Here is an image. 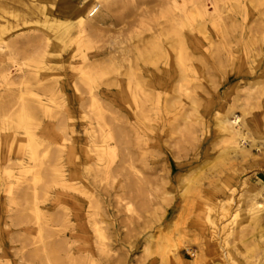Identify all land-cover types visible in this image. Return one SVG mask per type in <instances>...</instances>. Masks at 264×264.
<instances>
[{"label":"rangeland","instance_id":"rangeland-1","mask_svg":"<svg viewBox=\"0 0 264 264\" xmlns=\"http://www.w3.org/2000/svg\"><path fill=\"white\" fill-rule=\"evenodd\" d=\"M31 1L0 0V264H264V0H86L114 4L85 34L82 0Z\"/></svg>","mask_w":264,"mask_h":264},{"label":"bare ground","instance_id":"bare-ground-1","mask_svg":"<svg viewBox=\"0 0 264 264\" xmlns=\"http://www.w3.org/2000/svg\"><path fill=\"white\" fill-rule=\"evenodd\" d=\"M28 1H30V0H28ZM37 1V0H36ZM72 1V3H74V0H71ZM85 1L86 0H82L81 1V4H78L77 6H72L71 7V9L69 10V12H67V14H71L72 15V17H70V18H74L75 19V21H76V19H77V23H79L80 24V22L78 21V19L80 18V20H82V19H84V18H82V13H84V12H86V10H88V12H90V11H93L94 9V13L91 15V12L89 13L90 14V16H91V18H92V25H90V26H88V28H86V27H81V26H79V25H75V28L79 31V32H81V33H83V34H85L86 32H94V26H95V29H97V28H99V27H96V26H100L101 28L103 27V26H105V25H107V22L108 21H110L111 20V17L109 16L110 15V13H111V10H112V5L114 4V2H112L113 4L111 5L110 4V2L108 1L107 3H109L110 5L108 6H106V8H103V6L105 7V5L104 4H100L99 3V7L97 6V5H94V4H87V3H85ZM97 1V0H96ZM95 1V2H96ZM100 1V0H99ZM134 1V3L135 2H141V1H144V0H132V2ZM32 2V1H31ZM31 2H29V4L31 3ZM34 2V1H33ZM31 3L33 6H35L36 8H38L39 7V9H41L40 11H44V9H45V7L47 6V5H51V3L50 2H48L47 0H40V1H37V3L36 4H34V3ZM101 2V1H100ZM105 2V1H104ZM261 2H262V0H261ZM260 1H256V0H254V1H251V3L249 4L250 6H257V7H259L258 5L261 3ZM22 3V2H21ZM248 3V2H247ZM16 4H18V3H16ZM22 4H24V3H22ZM31 4H30V6H31ZM121 4V3H120ZM75 5V4H74ZM233 5V4H232ZM236 5H238V4H236ZM260 5H264V3H262V4H260ZM100 6H102V7H100ZM32 7V6H31ZM252 8V7H251ZM0 9L2 10V11H5V9H4V7H2L1 6V4H0ZM7 10V9H6ZM105 10V15H101L102 13H103V11ZM136 10V9H135ZM41 12V13H42ZM58 12H59V10H58ZM115 12H117V11H115ZM134 12V11H133ZM44 13V12H43ZM42 13V14H43ZM48 14H44V19H43V22L45 23L44 25H45V27H48V28H59V27H62V32L61 33H59V35L58 36H56V37H58V38H60L59 36H61L63 33H66L67 31H68V33L70 32L69 31V29L71 28V26H72V24H71V22H68L67 20L65 21V19L63 18V19H61V17L60 16H58V17H55L53 14H52V11L51 12H47ZM62 13V12H61ZM112 13H114V12H112ZM201 13H203L202 11H201ZM243 13V12H242ZM8 14V13H7ZM63 14V13H62ZM66 14V13H65ZM119 14V16H120V13H118ZM88 15V14H87ZM64 17V16H63ZM88 17H89V15H88ZM87 17V18H88ZM112 17H113V15H112ZM82 18V19H81ZM128 19V18H127ZM126 20V19H125ZM6 21V20H5ZM74 21V20H73ZM91 22H89L88 24H90ZM99 25H98V24ZM6 24V23H5ZM84 26L86 25V24H83ZM109 27V26H108ZM107 27V28H108ZM0 29H1V26H0ZM74 29V28H73ZM164 30V29H163ZM97 31V30H96ZM80 33V34H81ZM161 33V32H160ZM70 34V33H69ZM64 35V34H63ZM62 35V36H63ZM78 35V34H77ZM81 36V35H80ZM89 36V35H88ZM160 36V35H159ZM83 38V37H82ZM240 38V37H239ZM260 38V37H259ZM36 39V38H35ZM49 39V38H48ZM47 39V40H48ZM26 40V39H25ZM143 40V39H142ZM142 40L140 41L141 43H142ZM44 41V40H43ZM76 41V40H75ZM84 41V40H83ZM11 42V41H10ZM27 42V41H26ZM30 42V41H29ZM28 42V43H29ZM15 42H13V44H14ZM156 43V42H155ZM161 43V42H160ZM159 43V44H160ZM8 43H6V45H7ZM27 44V43H26ZM190 44V43H189ZM211 44V43H210ZM12 45V44H11ZM140 45V44H139ZM142 45H145L144 43H142ZM191 45V44H190ZM14 46V45H13ZM6 47V46H5ZM137 47V46H136ZM136 47H134V50H136L135 52H136V54H138L139 53V49L137 50V48ZM140 48V47H139ZM149 48V47H148ZM175 48V47H174ZM96 49V48H95ZM205 49V48H204ZM78 50H80V48H78ZM124 50V49H123ZM126 50V49H125ZM157 50H159V52H161V54L162 55H164L165 57H166V55H167V49H166V47L165 46H160L159 47V49H157ZM172 50V49H171ZM174 50V49H173ZM173 50H172V52H173ZM129 51H131L130 49H129ZM128 51V52H129ZM154 51V50H153ZM178 52L180 51V50H177ZM183 51V50H182ZM128 52L126 51V53H127V56L126 57H128ZM181 52V51H180ZM5 53V50H4V48L3 47H0V55H3ZM123 53V52H122ZM108 54V53H107ZM121 54V53H120ZM174 54H176V53H174ZM177 54H180V53H177ZM176 54V55H177ZM122 55H124V53L122 54ZM143 55V54H142ZM181 55V54H180ZM182 55H183V53H182ZM105 56V55H104ZM134 56V55H133ZM147 56H148V54H147ZM157 56H158V54H157ZM111 56L109 55V59H110V61H111V59L112 60H114L115 58V56H113L112 58H110ZM118 57V56H117ZM145 57V56H144ZM150 57H151V55H150ZM179 57V56H178ZM177 57V61L179 60L180 61V59ZM100 58V57H99ZM182 58V57H181ZM118 59V58H117ZM120 59H123V57L122 58H119V60ZM127 60V62H128V59L129 58H126ZM132 59H133V57H132ZM137 59H138V56H137ZM148 59V58H147ZM175 59H176V56H175ZM183 59V61H184V58H182ZM119 60H117V61H119ZM141 60V59H140ZM144 60H145V58H144ZM143 60V61H144ZM97 61V60H96ZM100 61V60H99ZM123 61V60H122ZM125 61V60H124ZM125 61V62H126ZM134 61V60H133ZM182 61V60H181ZM120 62V61H119ZM145 62V61H144ZM152 62L153 63H150V65L153 67V66H155V68H156V70H158L159 68H162V67H160L159 66V64L157 63H155L154 61H153V59H152ZM175 62H176V60H175ZM91 63H94L93 61L91 62ZM98 63V62H97ZM116 63V62H115ZM114 62H113V64H115ZM136 63H138V62H136ZM177 63H179V62H177ZM182 62H180L179 63V65L181 64ZM185 63V62H184ZM111 64V63H110ZM183 64V63H182ZM182 64H181V66H182ZM95 65V64H94ZM100 65V64H99ZM107 65V64H106ZM168 65V67H169V65H170V63H168L167 64ZM89 66H91V65H89ZM92 66H93V64H92ZM166 66V65H165ZM139 67V65L138 64H135L134 65V68H135V70L136 71H140V68H138ZM148 67V66H147ZM198 67V66H197ZM97 68V67H96ZM99 68H100V66H99ZM128 68V67H127ZM177 68V67H176ZM181 68H183V67H181ZM152 69H154V68H152ZM178 69H179V66H178ZM87 70V69H86ZM127 70V69H126ZM128 70H130V69H128ZM134 70V69H133ZM88 71V70H87ZM155 71V70H154ZM183 70H179V72L181 73ZM131 72V71H130ZM184 72V71H183ZM141 72H139L138 73V75L139 76H141V74H140ZM137 78V77H136ZM141 79V78H140ZM7 80H9V78H7ZM137 81V80H136ZM141 82V81H140ZM146 83V82H145ZM139 84V83H138ZM142 85V84H141ZM144 86H145V84H143ZM56 86V85H55ZM54 86V87H55ZM140 86V85H139ZM138 85H137V87H139ZM145 89V88H144ZM138 90V89H137ZM139 95V94H138ZM146 96V95H145ZM150 96V95H149ZM28 118V117H27ZM27 118L26 117H24V115H20V117H19V122H20V126L23 128V130H26L25 131V136H24V138H22V142H24V143H26V145L28 146V148H29V151L31 152V153H27V155H29L32 159H34V156L36 155V153H32V148L35 146V144H36V141L34 140V138L32 137V135H31V133H30V130H29V121L27 120ZM242 127V118H241V116L240 115H237L236 113H233V112H231V114H230V116H228V117H226V118H224L223 120H220V121H218L216 124H215V128H216V131L218 132V134H229V135H231V139L232 140H234V142L232 143V145L229 147V151H232V153H238V152H243L244 151V148H241L240 147V143H242V142H247V140H248V137H249V134L248 133H243V132H241L240 131V128ZM235 131V132H234ZM18 141L16 140V137H14L13 135L11 136V135H7V136H5V138H4V141H3V143H4V145H6V147H7V149L8 150H11L12 148H13V144H16ZM72 154V153H71ZM66 156V155H65ZM37 157V156H36ZM70 157H72L71 155H70ZM52 160H54V159H52ZM59 170V169H58ZM58 170H56V172H55V178H56V182L58 183V184H60V186L61 187H64V185L66 184V182H65V180L63 179V176H62V172H57ZM73 174H75V173H73ZM67 186H69V185H67ZM250 200H251V210H250V212L248 213V216H251L252 218H256L257 217V215L260 213V212H262L261 214H264V190H262L261 192H256L255 194H252L251 196H250ZM227 242V241H226ZM201 252V251H200ZM226 259V258H225Z\"/></svg>","mask_w":264,"mask_h":264}]
</instances>
